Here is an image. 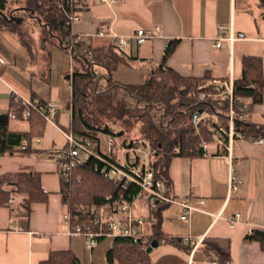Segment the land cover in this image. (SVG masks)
I'll list each match as a JSON object with an SVG mask.
<instances>
[{"label": "crops", "instance_id": "0c3cea01", "mask_svg": "<svg viewBox=\"0 0 264 264\" xmlns=\"http://www.w3.org/2000/svg\"><path fill=\"white\" fill-rule=\"evenodd\" d=\"M69 27L72 33L84 35L91 47L112 45L115 35L128 37L120 51L130 61L111 72L118 83H144L172 40L177 42L166 66L183 76L201 77L202 84L241 77L244 55L260 58L264 76V0H114L112 4L82 0L80 19ZM138 29L151 36L138 43L134 37ZM231 30L245 37L224 38L216 46L218 35L227 37ZM50 39L40 45L26 39L24 44L14 32L0 28V112H10L14 97L60 104L56 119H44L39 135L33 137V152L0 155V174L34 170L49 192L45 201L30 203L28 216L20 212L21 194H13L0 206V264H40L51 252L65 250L74 253L80 264H108L111 237L88 247L85 237L70 233L62 218L66 206L52 150L65 144L71 122V74L78 63L60 40ZM248 107L247 120L264 127V86L261 100ZM28 117L11 119L9 127L28 130ZM38 136L40 142L35 141ZM207 143L202 156L170 159L168 196L184 199L197 209L181 219L180 204L164 206L163 236L148 252L147 264H209L210 259L216 264H264L260 243L246 239L252 230H264V143L240 133L228 145L230 149L222 139ZM230 158L243 183L228 195ZM138 213L145 219L148 210ZM235 213L239 215L231 225L228 219ZM187 235L200 239L196 248L183 241Z\"/></svg>", "mask_w": 264, "mask_h": 264}, {"label": "trees", "instance_id": "16d2710c", "mask_svg": "<svg viewBox=\"0 0 264 264\" xmlns=\"http://www.w3.org/2000/svg\"><path fill=\"white\" fill-rule=\"evenodd\" d=\"M71 0H7L5 12L17 6L16 16L21 21L8 20L0 15V28L14 32L24 44L22 24L27 15L32 17L37 25L46 30V35L61 41V46L67 49L66 37L70 33L66 17L71 11ZM30 15V16H29ZM40 19V21H39ZM46 40V37H43ZM177 40L167 43L160 64L154 69L142 84H122L112 80L111 72L121 62L128 59L115 44L106 47H91V55L87 57L84 41H77L71 50L74 64L71 74V122L66 131L71 132L81 140L103 142L108 135L121 136L123 132L115 133L111 125L101 123V118L113 119L123 123L126 117L142 118V130L148 138L149 146L153 150L149 155V166L153 169L154 177L162 180V189L169 194L171 180L169 177V162L175 155L202 156V143L211 142L212 131L219 123L228 128V109L225 86L211 81L202 84V78L187 77L166 66L165 62L172 53ZM60 45V44H59ZM103 70H101V69ZM203 78H208L204 75ZM226 80H221L224 82ZM264 76L261 60L257 56L244 55L242 58L241 77L233 79V95L249 98L246 109L236 105L233 119V129L245 137L263 138L264 127L243 120L240 114L248 113L249 105L257 103L262 98ZM118 91L121 96H118ZM204 93V97H202ZM33 101V100H32ZM35 102V101H34ZM40 107L44 102L37 101ZM217 105L221 107H217ZM9 109L16 112V118L21 119L24 105L12 101ZM144 107L146 111L138 114V109ZM202 109L217 116V121L209 123L197 117L196 112ZM137 110V111H136ZM201 112V113H202ZM159 113V114H158ZM200 113V114H201ZM8 112H0V155H27L34 150L31 147L33 137L39 135L44 118L35 110L30 109L29 129H11ZM236 136V135H235ZM225 142L227 135L220 134ZM121 145L135 147L133 143H126L121 138ZM26 148H22V145ZM102 153V151H101ZM112 160L116 158L111 156ZM104 163L102 160L88 156L81 165L72 170L70 181L66 182L60 172L61 198L68 201V207L77 213L81 223L89 221L96 209L106 205V209L116 211L119 201H130V195L135 193L138 185L126 181L125 185L114 184L103 177ZM22 195L21 215L28 216L30 203L45 201L48 191L40 184L39 173L30 171L4 172L0 174V206L6 205L13 194ZM109 196V197H108ZM108 197V198H107ZM65 203V202H64ZM167 203L158 202L154 208H149L147 226L143 235H114L111 246L106 251L108 264H147L148 252L146 247L156 239L161 241V212ZM105 235L97 236V240ZM246 239L257 240L264 249V230L254 229L246 235ZM181 241V239H177ZM40 264H80L77 256L71 251H53L48 259Z\"/></svg>", "mask_w": 264, "mask_h": 264}, {"label": "built area", "instance_id": "2783aa9c", "mask_svg": "<svg viewBox=\"0 0 264 264\" xmlns=\"http://www.w3.org/2000/svg\"><path fill=\"white\" fill-rule=\"evenodd\" d=\"M101 2H107L112 4L114 0H100ZM71 11L66 17V24L71 25L73 22L80 19V8L82 6V0H71ZM102 34V31L99 32ZM151 35L143 29H138L134 34V37L138 43H142ZM244 33H233L231 30L227 37L223 34H219L216 38L215 45L219 46L221 40L226 38L230 41L234 39L244 38ZM84 35L81 33H72L70 31L67 49L69 52L74 48L77 41H84ZM114 44L121 48L125 46L128 42V37H123L115 35ZM167 46V44H166ZM165 46V47H166ZM87 57L91 55L90 46H86ZM1 60V59H0ZM211 83L222 84L225 86L226 94L225 99H227V109H228V128L222 123H219L217 128L212 131L211 139L217 140L221 139L220 134L227 135V146L231 144L232 139L237 135L233 129V119L236 114V105L239 102V107L241 109H246L247 102L242 96L233 95V81L221 82L217 79H212ZM204 97V93L201 95ZM15 101L23 104L25 107L22 111L23 117H28L30 114V109L37 111L45 120H55L57 113L60 109V104L55 101H48L43 107L37 102L27 99H21L14 97ZM248 113L243 112L240 114L241 119L247 120ZM9 116L12 119L16 118V112L11 110ZM65 144L62 147H58L52 150V155L58 163L59 171L61 172L64 180L66 182L70 181L72 170L77 166L81 165L84 158L81 157V153L87 156H93L94 158L103 161L104 168L103 177L111 180L115 185L120 184L125 185L126 181H132L138 185V189L135 193L130 195V201L123 200L117 203L116 211H111L106 209V205L100 206L95 210L93 217L86 223H81L79 215L74 213L68 207V201L65 200L64 204L66 206L64 212L62 213L63 220L68 224V231L70 233H77L83 235L86 239L88 247H92L96 241L97 236H114V235H143L146 230V222H144V217L142 215L134 213V205L136 201L141 202V206L145 209L154 208L155 205L162 201L164 203H178L184 209L183 213L180 215L181 219H188L189 214L192 210L197 209L194 206L188 204L184 199L176 200L173 197L168 196L164 193L162 189V180L154 177L153 169L149 166V156L145 154L146 160L143 161L139 156L141 151L139 147H125L118 144L117 136L108 135L105 137L103 142H95L94 140H81L76 138L71 132H67ZM36 142H40V137L35 138ZM260 142H263V138H259ZM207 142L202 143L203 149H206ZM116 145H119V150L123 154L122 162L116 159L112 160V152ZM22 148H26V145H22ZM230 149V146L227 147ZM102 151V153H101ZM131 152V153H130ZM130 153V155H129ZM133 156V157H131ZM229 173H228V195L236 193L242 183V177L238 174L232 165V158L229 160ZM109 197V196H108ZM107 197V198H108ZM8 201H11L9 198ZM239 213H235L230 217L229 223L232 225L235 222V218ZM185 243L192 245V249L196 248L199 244L200 239H194L190 235L183 237ZM209 264H216V261L210 259Z\"/></svg>", "mask_w": 264, "mask_h": 264}, {"label": "rangeland", "instance_id": "374dc122", "mask_svg": "<svg viewBox=\"0 0 264 264\" xmlns=\"http://www.w3.org/2000/svg\"><path fill=\"white\" fill-rule=\"evenodd\" d=\"M24 16L26 17V20H24V23L22 24V30L24 32L23 36L25 37V39H27L30 42L32 41L33 44L36 40L38 41L37 43L38 45H40V43L44 41L43 37H46V41H51L50 39L51 37H49V35L48 36L46 35V30L43 27L37 25V23L35 22L36 20H34L30 15H29L30 17H28L27 15ZM38 45L36 47H38ZM118 93H119L118 96L120 97L121 93L119 91ZM217 107H221V106L217 105ZM145 111L146 109H144V107H140L138 109V114L140 113L143 114ZM199 118L204 119V121L207 120V122L209 123L217 121V116L215 114H211L207 112L206 110L200 114ZM99 121L101 123H108L109 125H111L113 132L115 133H119L121 131L123 132V135L121 136L117 135L118 144L122 143L121 138H126V143L129 142V143H133L134 145H138L136 147L140 148L141 151L139 152V156L142 158L143 161L146 160L145 154L146 155L148 154L149 156L151 155L150 153L153 152V150L150 148L148 144L149 143L148 138L145 136V132H143L142 130L143 123L141 117L139 119L136 117L134 118L126 117L122 124H120L119 121H114L113 119L108 120L107 118H101V117ZM118 147L119 145L118 146L116 145V148H114L112 154L116 159L122 162L123 154L120 152ZM81 157L86 159L88 156L84 153H81ZM137 201L134 205V210L135 209L137 210V211L135 210L136 213L145 211V209H143L141 207V204H139ZM144 220H145L144 222H146L147 224L148 222L147 218H145Z\"/></svg>", "mask_w": 264, "mask_h": 264}, {"label": "water", "instance_id": "95a60500", "mask_svg": "<svg viewBox=\"0 0 264 264\" xmlns=\"http://www.w3.org/2000/svg\"><path fill=\"white\" fill-rule=\"evenodd\" d=\"M6 3H7V0H0V15L5 16L10 21H15V22H18L19 23L21 21V17H19V16H12V15L11 16H8V15H6L4 13V9H5ZM14 9H18V10L19 9H24V7L18 6V7H15ZM39 21H40V19H39ZM201 112H202V109H199V111L195 113L194 120L197 119V117L200 115ZM157 244H158V240L153 239L149 243V245L146 247V251L149 252L151 250V248L154 247V246H157Z\"/></svg>", "mask_w": 264, "mask_h": 264}, {"label": "flooded vegetation", "instance_id": "af4514ba", "mask_svg": "<svg viewBox=\"0 0 264 264\" xmlns=\"http://www.w3.org/2000/svg\"><path fill=\"white\" fill-rule=\"evenodd\" d=\"M5 10V9H4ZM18 9H11L6 15H8V16H16V14H15V12L17 11ZM5 12V11H4Z\"/></svg>", "mask_w": 264, "mask_h": 264}]
</instances>
